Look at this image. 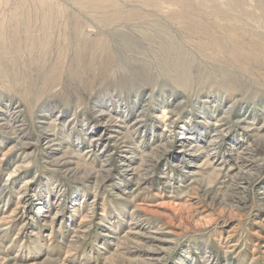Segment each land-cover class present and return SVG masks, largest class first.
<instances>
[{
  "label": "rangeland",
  "instance_id": "obj_1",
  "mask_svg": "<svg viewBox=\"0 0 264 264\" xmlns=\"http://www.w3.org/2000/svg\"><path fill=\"white\" fill-rule=\"evenodd\" d=\"M0 264H264V0H0Z\"/></svg>",
  "mask_w": 264,
  "mask_h": 264
},
{
  "label": "bare ground",
  "instance_id": "obj_2",
  "mask_svg": "<svg viewBox=\"0 0 264 264\" xmlns=\"http://www.w3.org/2000/svg\"><path fill=\"white\" fill-rule=\"evenodd\" d=\"M1 123H2V122H1ZM3 123H4V122H3ZM107 129H109V125L106 124V125H104V130H103L104 132H103V134L106 132ZM114 132H115L116 134H119V133H117V131H114ZM114 138H117V135H116V136H115V135H114V136H113V135L107 136V139H109V140H110V139H114ZM107 139H106V140H107ZM48 141L51 142L49 139H48ZM52 143H53V142H52ZM52 143H50V144H52ZM48 144H49V143H48ZM49 146H51V145H49ZM66 163H67V162H66ZM68 163H69V162H68ZM133 226H134V225H133Z\"/></svg>",
  "mask_w": 264,
  "mask_h": 264
}]
</instances>
